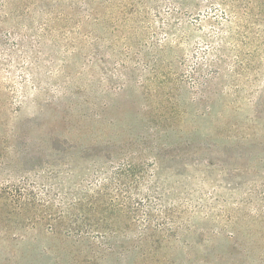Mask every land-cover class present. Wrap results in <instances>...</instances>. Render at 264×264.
Instances as JSON below:
<instances>
[{"label":"rangeland","instance_id":"374dc122","mask_svg":"<svg viewBox=\"0 0 264 264\" xmlns=\"http://www.w3.org/2000/svg\"><path fill=\"white\" fill-rule=\"evenodd\" d=\"M0 264H264V0H0Z\"/></svg>","mask_w":264,"mask_h":264}]
</instances>
